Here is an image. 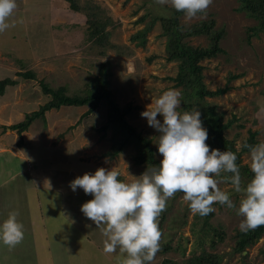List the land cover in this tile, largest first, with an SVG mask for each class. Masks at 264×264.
Instances as JSON below:
<instances>
[{"label":"rangeland","instance_id":"rangeland-1","mask_svg":"<svg viewBox=\"0 0 264 264\" xmlns=\"http://www.w3.org/2000/svg\"><path fill=\"white\" fill-rule=\"evenodd\" d=\"M74 1L82 9L89 6V11L108 22L105 46L88 39L87 16L72 10L66 0H16L17 7L8 21L11 26L0 33V81L18 80L6 85L0 94V135H5L3 141L9 149L0 154V221L15 210L24 232L15 247L0 245V264H116L118 249L114 253L103 251L101 228L80 210L91 195L80 188L73 191L69 182L98 167H115L121 173L119 178L130 181L148 166L137 163L133 145L119 150L115 143L119 136L111 128L103 130L110 105L104 100L89 114H85L90 109L87 105H62L47 110L45 119H35L21 135L11 130L13 124L52 99L46 88L83 95L105 65L112 99L121 107H132L127 122L151 140L158 163V132L140 113L151 97L168 88L181 92L183 111V86L176 85L174 79L179 61L169 60L164 34L163 20L174 9L157 5L155 0ZM237 8L238 0H212L205 13L193 18L183 13L179 22L187 28L213 20L214 28L223 31V52L202 61L203 81L209 90L227 85L230 89L205 97V101L224 115V122L232 121L225 136L235 140L240 149L251 132H256L259 142L264 141V116H257V101L264 98V32L249 38V28L256 21ZM145 26L151 29L141 45L132 36ZM186 41L192 46L209 45L204 35ZM25 72L35 77L24 78ZM231 75L238 77L229 82ZM241 158L243 164H249V152ZM55 168L59 171H52ZM218 187L227 191L238 207L240 194L232 185L220 180ZM213 208L210 223L223 234L221 241L214 236L218 242L214 248L211 234L200 230L202 218L190 211L183 194L177 192L169 198L158 223L159 244L171 241L170 248L159 247L151 264H167L166 260L168 264H187L203 249L222 256L221 264H264V236L244 253L235 252L242 217L226 205L214 203Z\"/></svg>","mask_w":264,"mask_h":264},{"label":"clouds","instance_id":"clouds-1","mask_svg":"<svg viewBox=\"0 0 264 264\" xmlns=\"http://www.w3.org/2000/svg\"><path fill=\"white\" fill-rule=\"evenodd\" d=\"M155 3L193 18L205 13L212 0H155ZM16 7V0H0V33L11 26L8 21ZM181 95L178 89L168 88L151 97V103L140 113L158 132L155 141L161 156L158 164L148 165L130 181L119 178L121 173L115 167H98L69 182L73 191L80 188L91 195L80 210L101 228L105 237L103 251L114 253L118 249L116 264H151L161 238L158 217L166 201L177 192L183 194L190 211L200 216L213 212L214 203L235 208L242 217L241 232L264 225V141L243 145L249 150L248 167L253 175L242 187L236 153L206 143L208 129L201 120V111L198 108L181 111ZM257 104V116H264V98ZM222 172L232 175L221 177ZM220 180L230 181L232 190L240 194L238 207L229 193L218 187ZM17 217L18 212L11 210L0 221V245L13 248L23 240V224Z\"/></svg>","mask_w":264,"mask_h":264},{"label":"trees","instance_id":"trees-1","mask_svg":"<svg viewBox=\"0 0 264 264\" xmlns=\"http://www.w3.org/2000/svg\"><path fill=\"white\" fill-rule=\"evenodd\" d=\"M68 6L74 11H81L87 16V22L89 23L88 39L98 46H105L109 32L107 31V24L101 16L95 11H89L82 9L77 5L74 0H66ZM75 2V3H74ZM238 11L244 12L248 17L256 21L253 27H250L249 38L251 36H258L261 32H264V0H238ZM183 12H177L173 10V14L170 17L164 18V34L168 37V57L170 61H179V71L174 79L176 85L183 86L184 102L183 110H192L198 108L201 111V120L203 125L208 129V143L211 147L219 148L220 150H229L236 153L237 164L239 165L241 174V185H245L252 177V172L247 164L242 162V154L249 152V150L243 147L244 143L256 144L259 141L256 139V132H251L250 137L243 142L242 148H238L235 145V140L228 139L225 136V131L231 127L232 121L224 122V115L217 111L215 107L207 104L205 97H214L225 94L230 86L218 88L216 90H209L203 81L204 66L202 61L206 58L216 56L223 52L220 47V40L223 31L216 30L213 26V20L201 21L197 24H193L190 27L184 28L179 22V16ZM144 18H141L143 21ZM151 29V26H145L142 30L138 31L132 40H136L139 44L144 45L146 34ZM207 36L209 38V45L192 46L186 41L190 37ZM101 74L93 78L87 85V89L83 95H67L63 88L53 90L52 88H46L47 94H51L52 99L41 106L39 110L27 114L25 119L13 124L10 129L21 135L24 131L28 130L31 123L37 119H45V112L52 108H60L62 105L72 106H89L90 109L85 113L89 114L98 108L102 101L109 102V111L107 113V119L103 125V130L111 128L118 135V149L124 148L128 145H133L136 150L134 156L137 163H147V165H155L158 162L154 159V150L151 147V140L144 137L136 128L127 122L126 116L132 111L131 106L121 107L113 99L111 91L109 90V73L105 65L101 68ZM24 78H34L35 75L32 72H25L22 75ZM237 75H231L229 82L237 78ZM18 80H8L7 82L0 81V94L3 95L5 87L8 84H17ZM84 114V115H85ZM232 175L231 173H221V177ZM226 183L231 184L230 181L224 180ZM212 213V212H211ZM209 213L206 216H200L202 223V231H208L211 236V247H215L218 243L215 237L219 241L223 239L221 230L213 227L210 223ZM195 224V220L193 222ZM198 229V228H197ZM199 230V231H200ZM197 231V230H196ZM215 236V237H214ZM264 236V225L248 232L237 231L236 242L233 250L235 252L244 253L249 247L256 245L259 240ZM200 238V236H198ZM169 242L163 241L159 244L165 250L170 248ZM223 257L215 252H209L205 249L199 254L192 255L187 264H221ZM170 263V261H165Z\"/></svg>","mask_w":264,"mask_h":264},{"label":"crops","instance_id":"crops-1","mask_svg":"<svg viewBox=\"0 0 264 264\" xmlns=\"http://www.w3.org/2000/svg\"><path fill=\"white\" fill-rule=\"evenodd\" d=\"M5 135H0V154L1 153H7L8 151H9V149L7 148V145H6V143H4V141L3 140H5V137H4ZM22 144H25V142L23 141V143ZM59 171V169L58 168H55L54 170H52V171ZM73 174H75L74 172H73ZM63 175V172L61 171V174H59V176L57 177L58 179V181L60 182L61 180H62V176ZM53 185V184H52ZM62 185V184H61Z\"/></svg>","mask_w":264,"mask_h":264}]
</instances>
